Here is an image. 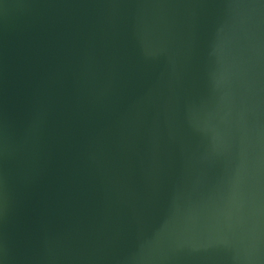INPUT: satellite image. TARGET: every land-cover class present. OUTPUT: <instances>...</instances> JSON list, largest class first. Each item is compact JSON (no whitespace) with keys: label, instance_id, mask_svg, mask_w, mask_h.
<instances>
[{"label":"water","instance_id":"1","mask_svg":"<svg viewBox=\"0 0 264 264\" xmlns=\"http://www.w3.org/2000/svg\"><path fill=\"white\" fill-rule=\"evenodd\" d=\"M0 264H264V0H0Z\"/></svg>","mask_w":264,"mask_h":264}]
</instances>
